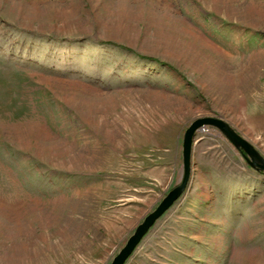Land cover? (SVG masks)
<instances>
[{
    "label": "rangeland",
    "instance_id": "rangeland-1",
    "mask_svg": "<svg viewBox=\"0 0 264 264\" xmlns=\"http://www.w3.org/2000/svg\"><path fill=\"white\" fill-rule=\"evenodd\" d=\"M205 117L264 156V0H0V264H112ZM125 264H264V173L205 127Z\"/></svg>",
    "mask_w": 264,
    "mask_h": 264
},
{
    "label": "water",
    "instance_id": "water-1",
    "mask_svg": "<svg viewBox=\"0 0 264 264\" xmlns=\"http://www.w3.org/2000/svg\"><path fill=\"white\" fill-rule=\"evenodd\" d=\"M205 127H212L219 130L225 138L242 154L250 167L258 172L264 173V156L256 147L236 131L230 124L219 118L205 117L199 118L187 129L183 139V166L184 175L181 183L175 187L163 199L155 211L147 215L140 224L126 246L121 250L112 264H125L132 256L143 238L148 234L154 224L179 200L186 191L192 178V149L194 137Z\"/></svg>",
    "mask_w": 264,
    "mask_h": 264
}]
</instances>
